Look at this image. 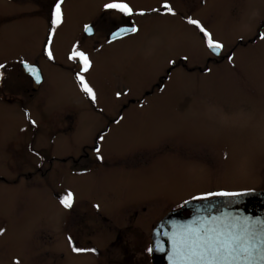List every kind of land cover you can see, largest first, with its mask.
I'll list each match as a JSON object with an SVG mask.
<instances>
[{"label":"rangeland","instance_id":"rangeland-1","mask_svg":"<svg viewBox=\"0 0 264 264\" xmlns=\"http://www.w3.org/2000/svg\"><path fill=\"white\" fill-rule=\"evenodd\" d=\"M104 1L107 0H63V27L66 29L75 19L94 13ZM133 1L149 2L144 6L156 2ZM9 2L0 0V64L5 65L0 69L3 84L0 88V175L8 183L16 181L17 184L0 183V227L4 229L0 241L10 237L18 243L33 238L42 227L59 236V244L70 250L66 223L76 204L75 196L87 205L90 195H97L90 177L76 178L71 173L70 161L63 164L59 160L74 156L87 139L90 118L89 114L81 113L92 108L117 110L130 95L141 96L156 84L155 75L164 73L163 64L169 57H181L190 66L176 63L177 70L159 92L158 103L142 107L169 111L164 112L171 115L164 123L187 130L197 141L221 139L224 160L221 158V176L214 180H205L201 172L190 171L188 182L175 181L166 187L173 189L175 197L187 190L194 192L217 185L225 192L264 190V39L260 38L264 33V0H175L178 10L188 6L192 18L199 20L224 45L218 57L208 52L198 31L179 24L167 34L152 24L151 29L144 27L141 34L124 42L96 51L80 48L92 60L91 69L84 75L96 92L93 107L92 100L85 98L74 81V75L63 69L68 67L66 55L72 50L76 35L59 26V34L49 47L53 53L51 60L58 58L63 68L52 66L41 57L42 36L35 34L39 32L36 25L44 28L43 23L17 17L27 0L12 1L13 5ZM228 55H232L231 61ZM22 59L36 60L44 77L39 94L28 103H24L27 100L24 78L16 73L15 80L14 76L15 61ZM13 85L19 88L14 90ZM20 103L26 108L19 106ZM72 108L80 115L79 128L72 131L52 128V113ZM210 115H219L221 120L207 121ZM56 123L59 124V118ZM11 145L20 148L23 154L19 156V151L14 149V157L9 159ZM35 153L37 157L32 155ZM23 155L29 159L24 160ZM25 167L27 171L31 169L28 183L23 179ZM37 169L45 174L35 176L40 173ZM143 184L144 181L137 182V189L142 190ZM68 191L74 194V203L66 209L60 204V198ZM111 205L117 204L107 203V208ZM128 232L131 238L141 233L146 240L150 236V229ZM46 236L49 247L55 237ZM65 247L61 251L66 255ZM14 250L19 255L20 247L14 246ZM0 251L5 257L12 255L9 248ZM47 252L43 262L55 264L52 260L56 254L49 249ZM60 264H73L72 254L68 253Z\"/></svg>","mask_w":264,"mask_h":264},{"label":"flooded vegetation","instance_id":"flooded-vegetation-1","mask_svg":"<svg viewBox=\"0 0 264 264\" xmlns=\"http://www.w3.org/2000/svg\"><path fill=\"white\" fill-rule=\"evenodd\" d=\"M12 1L15 0H10V5H13ZM27 1L23 3L24 9L17 17L25 18L27 21L31 19L34 21L39 20L43 23L44 28L42 25L37 24L36 27L39 32H35V34L40 33L42 36L40 42L41 57L46 59L52 66L63 68L62 64L58 62V58L56 61L49 60L44 51L51 30L50 8L52 0ZM153 1H156L154 5L144 6L149 2L135 3L133 0H127V3L136 13L130 17H121L119 14L109 13L103 6L99 8L98 5L94 13L86 14L80 20L75 19L66 29L62 23L60 29L75 34L74 44L78 45L79 48L88 47L91 51L136 37L143 32L144 27L151 29L152 24H156L158 30L166 34L174 31L175 24L182 27L188 25L193 32H199L194 25L187 22L188 17L192 18L188 6L184 5L182 10H178V7L175 6V0H168L176 13L170 15L161 8L165 0ZM153 1H150V3H153ZM182 1L186 2V0ZM1 2H4V0H1ZM106 2L108 0L102 2V4L104 5ZM201 5H203V2ZM153 9L159 11H153ZM141 10H143L144 15L138 14ZM10 15L14 16L15 14ZM194 19L196 18L194 17ZM100 21L103 22V27H97L94 34L89 35L84 32L85 24L95 25ZM133 24L138 28L136 33H129L115 40L111 38L110 30H115L116 25L130 27ZM58 34L59 27L53 33L52 41L56 39ZM199 34L203 38L200 32ZM206 60L210 62L209 58H206ZM20 61H15L14 76L15 80H17L16 73L22 79L24 78L26 88L24 94L23 87V94L27 96L24 103H28L33 100L32 98L36 94H39L44 84V77L36 60L27 62L36 65L41 72L42 79L39 83L23 70ZM67 61L68 67L63 69L73 74L74 81L78 84L76 73L80 70L79 66L74 61L69 59ZM170 61L174 63H169ZM176 63H181V66L184 67L190 66L181 57L176 59L169 57L163 64L166 67L164 73L159 75L154 73L156 74L154 77L156 84L141 96L138 94L130 95L125 99L126 103L121 108L117 110L92 108L82 112L81 114H89L90 118V125L86 131L88 140L83 141L78 153L74 156L66 160L59 159L63 164L70 161L71 173L76 178L90 177L91 187L93 186L97 192V195L96 193L90 195L89 199L86 200L87 205L85 202H83V205L82 201L75 196L76 204L69 222L66 223L67 239L71 236L76 246L95 248L97 251L95 253H74L71 246L69 250L68 246L66 248V245L59 244V236H54L51 230L41 227L37 236L23 239L18 243L13 242L10 237L9 240L2 239L0 250L9 248L12 255L8 254L5 257L6 254L0 251V256H3L0 257V264H47L42 259L44 255H48V249L56 254L55 259L52 260L55 264L63 262L68 253L72 254L73 264H153L151 254L147 251L150 236L146 240L141 233L136 238H131L127 231L150 229L151 233L154 226L166 214L181 209L186 201L188 203L190 201L206 200L194 199V197H200L209 192L225 191L221 189V185H217L194 192L187 190L175 197L173 189L166 187V185H173L175 181L185 180V182H188L190 171L201 172L205 180H214L215 177L221 176V170H219L222 158L221 139L217 142L210 138L197 141L193 138L192 133L187 130H178L174 125L164 123L168 121L167 117L171 116L164 114V112L169 111L142 107L143 105L150 104L153 106L158 103L159 99L157 97L161 94L159 92L164 89L177 70ZM2 86L3 84L0 83V88ZM13 86L14 90L19 88L18 85ZM24 103H20L19 106L25 107ZM90 104L92 107L95 105L92 101ZM76 111L72 108L63 113H52L50 117L53 124L52 128L77 130L80 115L76 114ZM179 112L182 113V111L177 113ZM58 118L59 124L56 123ZM212 118L221 120L219 115L207 116L206 120ZM101 135L104 136L102 141L99 140ZM97 147L100 148V155L102 156V159L99 160L95 152ZM14 149L19 151V156L23 154L20 148L11 145L8 148L10 152L9 159L11 156L14 157ZM27 158L29 159V156L25 155L23 159ZM11 169L12 171L15 169L14 165ZM24 169L26 174H23V179L25 182H29L31 169L29 171H27L28 167ZM37 170L40 173H36L35 176L45 174L41 172L42 169ZM140 181H144L142 190L137 189V182ZM0 183L17 184L16 181L8 183L1 175ZM97 196L105 202H102ZM216 197L220 196H210L207 199ZM122 200L124 201L121 203ZM107 203L117 205H111L107 208ZM97 205L99 207H96ZM112 206H114L113 209L116 207L114 211ZM2 234L0 233V236ZM50 234L55 237V241L48 247L46 235L49 239L51 238ZM14 246L20 247L19 255L18 253L14 254L16 252ZM64 247L66 248V255L61 251ZM59 251L61 252L59 253Z\"/></svg>","mask_w":264,"mask_h":264},{"label":"snow or ice","instance_id":"snow-or-ice-1","mask_svg":"<svg viewBox=\"0 0 264 264\" xmlns=\"http://www.w3.org/2000/svg\"><path fill=\"white\" fill-rule=\"evenodd\" d=\"M63 0H52L50 8V33L48 44L45 46V54L48 59H53V53L49 47L52 41V35L57 28L63 23ZM103 8L109 13L119 14L121 17H130L134 13L133 8L127 3V0H108L104 3ZM161 8L170 15H175L174 9L168 3V0L161 5ZM153 11H159L153 9ZM139 15H144L141 10ZM187 22L194 25L203 36V42L206 48L214 55L221 54L224 45L215 39L213 33L209 31L199 20L188 17ZM97 27H103V22H97L95 25L85 24L84 32L92 35ZM138 28L133 24L130 27L116 25L115 30H110L113 40L118 39L129 33H136ZM264 39V33L260 34ZM68 59L74 61L79 66V72L76 73V80L81 91L88 96L92 102L96 101V92L89 84L84 74L88 73L92 67V60L89 54L81 50L78 45H73L68 54ZM227 59L231 61L232 55ZM25 71L37 82H41L42 74L34 64L27 61H20ZM169 63H174L170 61ZM5 67L0 64V69ZM2 76V73H0ZM118 97L120 93L116 94ZM27 115V113H26ZM35 123V121H32ZM101 135L99 140H103ZM97 159H102L100 148L95 149ZM254 190H244L238 192H209L194 199H207L210 196H227L239 198L250 195ZM74 203V194L71 191L66 192L60 198V204L64 208H71ZM187 203V201L185 202ZM96 207H99L98 205ZM171 233H164L168 237L170 251L168 254L169 264H264V218L251 217L245 215H224L212 217H197L189 223L173 224ZM4 229L0 228V233ZM68 243L74 253H95V248L79 247L74 244L73 238L68 237ZM158 250L163 251L162 247ZM147 251H153L149 247Z\"/></svg>","mask_w":264,"mask_h":264},{"label":"water","instance_id":"water-1","mask_svg":"<svg viewBox=\"0 0 264 264\" xmlns=\"http://www.w3.org/2000/svg\"><path fill=\"white\" fill-rule=\"evenodd\" d=\"M185 210H188L190 214L184 215ZM233 214L264 218V192H252L250 195L239 198L220 197L201 202H191L182 210L167 214L155 226L151 234L153 263L169 264L170 244L168 237L164 233H171L174 223H189L197 217L204 218ZM158 247H162L163 251L158 250Z\"/></svg>","mask_w":264,"mask_h":264}]
</instances>
